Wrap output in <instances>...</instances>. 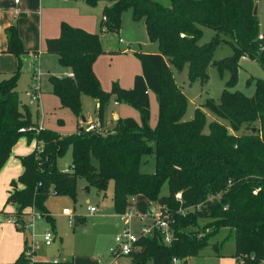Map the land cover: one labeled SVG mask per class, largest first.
Returning <instances> with one entry per match:
<instances>
[{
  "label": "trees",
  "instance_id": "trees-1",
  "mask_svg": "<svg viewBox=\"0 0 264 264\" xmlns=\"http://www.w3.org/2000/svg\"><path fill=\"white\" fill-rule=\"evenodd\" d=\"M90 6L104 4L101 27L118 31L122 13L130 9L135 21H142L148 38L157 42L160 52L140 54L141 73L135 75L130 88L114 82L104 91L93 71V64L103 52L97 33L60 25L58 37L48 38L46 51L57 55L58 63L69 67L73 76H49L52 92L62 106L81 116V95L96 103L99 128L61 136L38 128L31 121L27 106L17 92V82L26 51L17 25L5 29V52L15 56L16 68L0 79V169L11 155L12 148L25 135L36 140L33 151L20 156L22 173L10 183L6 204H14L15 225L23 229L27 208H34L53 223L45 202L49 195L75 199L76 179H85L84 189L105 194L113 181L112 203L115 213L126 210L128 199L142 194L149 204L164 206L169 213L172 240L163 243L157 230L139 236L128 255L131 264H170L171 258L197 256L206 248L219 252V242L212 239L221 228L233 237L236 264H264V79L253 81L255 91L247 97L225 89L218 103L205 106L228 124L213 120L208 133L203 129L206 114L196 107L192 119L184 120L187 98L175 84L170 65L188 66L191 79L207 78L206 67L211 61L221 34L234 44L232 56L215 62L221 73L231 71L227 82L237 81L238 61L255 58L264 68V33L260 37L259 19L253 0H84ZM215 31L210 41L198 44L201 27ZM183 35L182 37L180 35ZM37 54V53H33ZM149 93L158 102L157 124H148ZM138 108L141 123L132 117L118 118L112 132H102L111 99ZM153 172L140 170L141 157L152 151ZM71 150L67 170L57 167V160ZM168 183V194L161 195ZM21 184L22 188H17ZM256 190L254 194L253 191ZM180 199H175V194ZM199 205V206H198ZM205 219L210 232H191ZM20 225V228L17 226ZM185 227L187 231L185 230ZM26 241V240H25ZM24 246L12 264H73V260H33L25 256Z\"/></svg>",
  "mask_w": 264,
  "mask_h": 264
},
{
  "label": "rangeland",
  "instance_id": "rangeland-1",
  "mask_svg": "<svg viewBox=\"0 0 264 264\" xmlns=\"http://www.w3.org/2000/svg\"><path fill=\"white\" fill-rule=\"evenodd\" d=\"M253 1L258 10L259 34L262 35L264 33V0ZM98 16L100 17V13ZM201 29L202 35L198 40V44H204L210 41L215 35V31L209 27L203 26ZM95 30L101 38L103 52L95 60L96 72L94 69L93 71L100 85L108 89L105 90L102 86L104 91H110L114 82H118L121 85L122 81H125L128 73H132L133 71H136L133 72L136 74L140 73V54H155L160 52L158 43L148 38L144 23L142 21H135L130 9L123 11L121 27L118 31L104 32L99 26V23H97ZM220 38L222 41L215 46L211 61L206 67L207 78L205 81L199 78L191 79L186 64L180 69L174 65H170L175 84L187 98V106L183 119H192L196 107H200L206 114L204 133H208L209 123L213 120H218L221 123L229 125L227 120L216 116L205 106L208 101L218 103L225 89L238 91L247 97H252L255 87L253 81L248 84V80L256 78L264 79V68L258 60L250 57H246V59L240 58L238 61L236 84L228 87L227 82L231 78V71L224 69L220 73L215 66V62L233 55L234 42L227 35L221 34ZM105 47L110 48L107 49ZM39 54L42 72L38 68L40 67L38 62H32L31 65H25L23 63L17 82L19 97L23 105L27 106L31 121L35 123L34 126L36 129L40 127L49 129L61 136L75 133L81 127L80 116L75 114L70 108L62 106L59 98L52 92L49 81V76L63 77L66 72V67L58 63L57 55L54 53L39 52ZM36 68L41 72V77L39 76L41 79V94L38 103L31 100V90L29 88L30 77L34 75ZM47 71L50 72L48 73ZM40 79L37 81L38 83ZM81 101L84 115L89 120H95L97 117L95 100L83 94ZM114 101L113 97L110 101L109 112L115 110L119 113L121 108H126L127 112L125 114L123 113L120 117H132L141 123L138 108L125 102L120 103V108L119 106L113 105ZM149 112L150 119L148 124L151 128H154L157 124L158 102L153 93L149 95ZM116 120H113L111 125L106 123L102 126V129L100 128V131L104 133L112 132L115 128ZM88 124L87 122L85 127ZM33 142H30L25 135H21L12 149L13 151L9 158L11 161L9 163L8 174L6 173L5 176L0 175V212H4L2 223L0 221V259L8 258V255L12 253L14 245L16 244V239L19 243H23L24 247V239L30 241L32 237L29 230L24 228L18 229L13 222H6L14 219L13 213L16 211V206L14 204H6L5 202L11 181L16 180L20 175L19 173L17 176L8 179L9 172L18 170L21 166L19 157L27 155L33 150L35 146V142ZM151 145L152 151L141 157L140 170L143 172H153L155 170L154 143L151 142ZM70 164L71 150L68 149L62 157L58 158L57 167L60 170H67ZM85 184L84 178L77 177L75 199L59 195H50L48 197L45 205L49 214L54 219L53 223L38 213L31 231L37 240H41V235L44 230L52 229L57 235V238L50 245L40 244L35 249L37 254L33 255L34 260L64 257L65 259L75 261L77 264H92L98 259L101 260L102 264H129V256H119L115 261H113L111 256L112 249L116 245L115 236L123 231V224L119 219V214L115 213L113 208V181H109L105 194L97 192L94 188H90L87 192L84 189ZM18 187L20 188V184ZM168 191V183L165 182L160 194L167 195ZM148 204V200L142 194L135 195L134 202L130 198L128 199L126 210L131 209L134 211V217L130 221V229L137 236L141 234V227L144 224L150 223V217L147 216L149 212ZM89 206L96 207L97 211L90 212L88 209ZM63 207L69 208L72 211L70 217L62 214ZM151 207H154V205ZM28 220L29 217L24 219V221ZM204 224H206L205 219H198V225L190 228L191 232L189 233L201 235L202 231L205 233L210 232L212 227L210 225L205 226ZM17 226L20 228V225ZM185 230L187 231L186 228ZM212 240L220 244L218 253L206 248L199 255L188 257L185 264H236L235 258L231 256L234 252V241L233 237L229 236V229L221 228ZM7 243H10V245L7 246ZM146 264H152V261L148 260Z\"/></svg>",
  "mask_w": 264,
  "mask_h": 264
},
{
  "label": "crops",
  "instance_id": "crops-1",
  "mask_svg": "<svg viewBox=\"0 0 264 264\" xmlns=\"http://www.w3.org/2000/svg\"><path fill=\"white\" fill-rule=\"evenodd\" d=\"M103 8H104L103 3H99L96 6H90L84 0H19L18 2H15V0H0V79L6 75L11 74L14 71L15 63H16L15 56L11 53L5 52L6 45H7L5 29L9 25L14 24V23L17 25L19 37L26 51V54L23 56V63H25V65L26 64L31 65L32 62H38V65L40 66L38 68L42 72L41 65H40L39 52L41 53L47 52L46 47H45L46 39L58 37L60 33L61 23L66 22L72 26H79L87 30L88 32L96 33L95 29L97 27V23H99V26L101 27V18H102ZM99 13H100V17L98 16ZM104 32H107V31H104ZM119 40L121 41V39ZM100 41H101V38H100ZM101 45L103 47L102 41H101ZM105 48L108 49L110 47H105ZM32 53H37V54L32 55ZM95 68H96V61L93 64L94 71H95ZM47 72L49 73L50 71H47ZM133 72H136V71H133ZM133 72L128 73L125 81L124 82L122 81L121 85L118 83L119 86H121L122 88L132 87L133 85L132 82L135 77L134 74H136ZM70 74H72L71 69L69 67H66V72L64 76H69ZM32 77H30V85H29V88L31 91H32V86L34 84L36 83L39 84V87L41 85L40 78H39L40 81L38 83L37 82L38 80H33ZM31 81H32V84H31ZM102 86L103 85H101V87ZM51 88H52V85H51ZM104 88L105 90H108L106 89V87ZM40 94H41V91H40ZM81 99H82V95H81ZM39 101H40V98H39ZM95 104L97 106L96 101H95ZM113 105L120 107V103L116 101H114ZM109 107H110V104H109ZM109 107L106 113L104 125L106 123L111 125L113 123L112 122L113 120H116V118H120V116L123 115V113L125 114L127 112L126 108H121V107H120L121 109L119 113L115 110H112L111 112H109ZM81 116L85 118V121H82ZM81 116H80V120H81L80 124L82 128L85 127L87 122L93 123V124H96L98 122L97 117L95 120L94 119L89 120L87 119V117L84 115L83 112H81ZM37 125L40 127L39 124ZM31 141L32 142L34 141L35 146H36V140L32 139ZM10 157L11 155L9 156V158ZM9 158L7 159L3 167L0 169V175L5 176L6 173L8 174L9 163L11 161V159L9 160ZM22 171H23V166L21 164V166L18 168L17 171L9 172L8 179L17 176L19 173L21 174ZM18 185H17V188H19ZM22 187L23 186L20 184V188ZM10 189H11V186L7 190V196H8V191ZM132 198L135 199V196H132ZM148 207H149V204H148ZM25 211H26V214H25L24 219L28 217V213L31 211V208H27ZM1 213L3 214L4 212H1ZM0 221L2 223L3 220H0ZM6 222L11 223L9 220ZM52 232L54 234V240H55L57 238V235L55 234L53 230ZM26 242L27 241H25L24 239V246ZM9 245L10 243H7V246ZM23 248H24L23 243L21 242L19 243L16 239V244L14 245L12 253L8 255L7 259H0V264H10V263L12 264L14 260L18 257V255L21 253ZM36 254L37 252L35 250V255ZM64 259L65 258L63 257V258H53V259H45V260H64ZM35 260H38V259H35ZM115 260L113 259V261ZM73 264H77V263L73 261ZM92 264H102V262L101 260L98 259V260H95ZM129 264H131L130 260H129Z\"/></svg>",
  "mask_w": 264,
  "mask_h": 264
},
{
  "label": "built area",
  "instance_id": "built-area-1",
  "mask_svg": "<svg viewBox=\"0 0 264 264\" xmlns=\"http://www.w3.org/2000/svg\"><path fill=\"white\" fill-rule=\"evenodd\" d=\"M19 0H15V2H18ZM181 36H183L181 34ZM262 35L260 34V37ZM244 58V57H243ZM34 74V80H39L40 72L36 68ZM69 76H73V74H70ZM40 98V87L39 84H34L32 86L31 91V100L38 102ZM99 128V123L91 124L89 123L85 129L87 131L97 129ZM253 193H256V190L253 191ZM175 199L179 200L180 195L177 193L175 194ZM131 200L134 199L131 197ZM154 205V207H151ZM90 212H95L97 210L94 206L88 207ZM148 214L147 216L150 217V223L144 224L141 227V235H149L152 233L153 230L159 231V233L162 236L163 243L170 244L172 240V231L170 229V223H169V213L167 212V209L159 204L150 203L148 207ZM62 213L67 216L72 215V211L69 208H63ZM38 216V212L31 208V211L28 213L29 221L22 222V226L24 229L29 230L31 237L30 241H27L25 243V256L34 258L35 249L40 245H50L52 241L54 240V234L51 229L44 230V232L41 235V240H37L34 236L33 232L31 231L34 227V220ZM3 215L0 212V220H3ZM134 217V211L133 210H125L122 213H119V219L123 224V231L120 234H117L115 236V247L112 249L111 256L115 260L119 256H128L132 250H134L135 244L139 238V236L133 234L130 229V221ZM10 222H13L15 224V219ZM34 260V259H33ZM56 261V260H54ZM170 264H185L183 258L179 257H172Z\"/></svg>",
  "mask_w": 264,
  "mask_h": 264
},
{
  "label": "water",
  "instance_id": "water-1",
  "mask_svg": "<svg viewBox=\"0 0 264 264\" xmlns=\"http://www.w3.org/2000/svg\"><path fill=\"white\" fill-rule=\"evenodd\" d=\"M254 13L256 14L257 13V8H256V5H255V8H254ZM81 119L82 121H85V118L83 116H81ZM83 128L80 127L79 130H82Z\"/></svg>",
  "mask_w": 264,
  "mask_h": 264
}]
</instances>
